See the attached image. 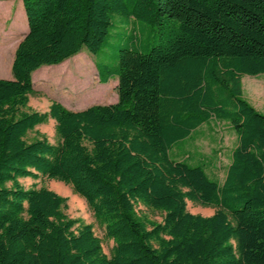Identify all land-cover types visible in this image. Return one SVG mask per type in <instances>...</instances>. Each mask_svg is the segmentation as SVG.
<instances>
[{
	"label": "trees",
	"instance_id": "obj_1",
	"mask_svg": "<svg viewBox=\"0 0 264 264\" xmlns=\"http://www.w3.org/2000/svg\"><path fill=\"white\" fill-rule=\"evenodd\" d=\"M21 2L27 30L12 76L0 77V264H264V112L242 90L244 74L264 73V0ZM116 14L153 34L98 74L117 78L116 101L30 109L33 70L99 52ZM50 118L55 141L27 138ZM211 119L237 138L221 181L198 151L169 152ZM41 175L85 198L110 254L90 222L64 211L66 196L19 180ZM187 199L216 209L193 213ZM137 202L162 221L138 215Z\"/></svg>",
	"mask_w": 264,
	"mask_h": 264
},
{
	"label": "rangeland",
	"instance_id": "obj_2",
	"mask_svg": "<svg viewBox=\"0 0 264 264\" xmlns=\"http://www.w3.org/2000/svg\"><path fill=\"white\" fill-rule=\"evenodd\" d=\"M107 42L97 53L82 47L77 53L54 64H43L33 70L34 94H29V108L43 110L51 100L61 101L71 109L84 108L94 103H108L116 100V77L107 82L99 81L98 74L105 67L117 63L116 54L121 46L147 45L153 40L152 25L141 23L139 28L127 23L125 18L116 14L112 18ZM27 21L21 0H0V77H11V62L15 47L25 34ZM243 96L258 110L264 112V73L244 74L242 76ZM54 120L35 126L28 131L27 138L33 139L45 135L50 141L56 140ZM237 142L236 133L226 121L213 119L202 123L192 134L177 141L170 149V155L177 159H187L193 152L206 156V170L220 181L224 178L230 162L231 150ZM199 157L194 156L192 160ZM192 163H197L192 161ZM25 186H47L66 196L64 211L73 217H79L93 225L94 232L101 238L103 250L110 254L114 241L107 237L105 225L100 222L84 197L75 193L70 184L41 175L37 178L20 177ZM187 210L202 215L212 214L216 207L201 205L186 200ZM135 210L141 217L162 221L164 211L145 205L135 204ZM155 243V242H154ZM156 244V243H155Z\"/></svg>",
	"mask_w": 264,
	"mask_h": 264
},
{
	"label": "crops",
	"instance_id": "obj_3",
	"mask_svg": "<svg viewBox=\"0 0 264 264\" xmlns=\"http://www.w3.org/2000/svg\"><path fill=\"white\" fill-rule=\"evenodd\" d=\"M26 30H27V28H26ZM25 30V31H26ZM10 78V77H9ZM116 83H117V80H116V82H115V86H116ZM117 99V98H116ZM114 101H116V100H114ZM113 102V101H112ZM48 105H49V103H48ZM48 105L47 106H45V107H42L43 108V110H45V109H47L48 108ZM38 110V109H37Z\"/></svg>",
	"mask_w": 264,
	"mask_h": 264
}]
</instances>
